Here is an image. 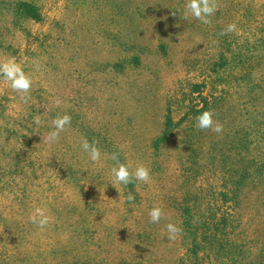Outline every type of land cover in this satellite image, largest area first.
I'll use <instances>...</instances> for the list:
<instances>
[{"label": "trees", "instance_id": "1", "mask_svg": "<svg viewBox=\"0 0 264 264\" xmlns=\"http://www.w3.org/2000/svg\"><path fill=\"white\" fill-rule=\"evenodd\" d=\"M42 1L0 0V13L13 25H21V20L29 24L41 17ZM187 2L68 0L65 19L84 21L85 36L74 47V40L61 38L60 49L66 53L83 45L84 53L60 58L73 61L69 69L88 76L91 88H97L89 91L85 85V105L95 101L104 105L107 119H118L111 134L99 129L92 133L124 146L129 156L142 160L138 165L150 169L146 202L165 214L169 208L182 229L170 241L175 244L166 245L169 259L178 257V264H264V73L259 74L264 64V0H217L218 9L207 25L191 16L184 19ZM63 23L56 20L40 45L52 48L59 38L57 29L66 28ZM231 23L237 30L221 35ZM197 62L214 73V79L230 67L238 75L226 80L228 88L217 87L206 95L207 84L181 79L183 70H193ZM98 73L114 75L115 94L99 90L93 77ZM233 81L242 82V93L231 105ZM193 89H198L197 97ZM68 95L46 90L35 98L40 99L38 105L59 99L55 110L64 115L80 103L79 97L70 104ZM25 105L35 106L34 100ZM238 105L248 116L237 125L231 115ZM204 111L214 113L222 133L196 127V117ZM147 123H153L150 129ZM141 131L151 140L136 146ZM140 150L145 154L139 155ZM131 233L135 237L134 229Z\"/></svg>", "mask_w": 264, "mask_h": 264}, {"label": "rangeland", "instance_id": "2", "mask_svg": "<svg viewBox=\"0 0 264 264\" xmlns=\"http://www.w3.org/2000/svg\"><path fill=\"white\" fill-rule=\"evenodd\" d=\"M42 2L41 17L29 24L21 20V25H13L8 22L9 16L0 13V62L16 58L21 63L34 81L29 95L35 103L27 107L20 99L21 94L0 77V264H178V257L176 261L170 260L166 252L167 243L168 246L171 243L166 225L176 222L170 209L158 224L150 223L148 213L156 204L150 206L146 202L147 185L121 184L118 191L111 184V169L117 165L110 158L113 152L119 153L121 163H130L133 171L142 160H138V155L129 156L124 146L92 133L99 129L111 134L118 119H107L101 110L104 105L95 101L90 100L97 105H85L89 100L82 93L85 85H89V91L97 88H91L93 83L88 76L79 77L69 69L75 66L73 61L60 58L67 53L83 55V45L66 53L60 47L61 38L74 40L73 47L82 44L84 21H77L74 16L65 19L64 6L68 0ZM58 19H63L66 28L57 29L59 38L52 48H45L40 43ZM202 66L197 62L193 70H183L181 79L186 77L194 83L207 84L206 95L220 87L228 88L226 80L238 75L230 67L214 79L215 74ZM262 73L264 64L259 69V74ZM93 77L98 79L99 90L115 94L113 74L98 73ZM241 84L235 81L230 84L231 105L242 93ZM46 90L70 94V104L80 97L76 108L65 113L71 116V125L56 142H49L47 137L54 130L53 119L62 114L55 110L52 101L50 105H38L40 99L35 98ZM193 90L197 97L198 89ZM48 109L51 114H47ZM233 110L231 118L235 124L244 123L248 115L242 114L239 105ZM110 112H116V106ZM25 115L26 119L22 120ZM35 117L40 118V125L34 123ZM152 125L147 123L149 129ZM84 139L96 142L103 154L100 164H94L82 151L80 145ZM144 139L150 141L151 137L141 131L135 137V145H141ZM141 154L145 151L140 150ZM130 193L135 196L133 202L126 199ZM37 208L51 217L44 230L30 220ZM141 217L146 221H140ZM133 229L135 237L131 233ZM179 252L180 248L172 251L175 255Z\"/></svg>", "mask_w": 264, "mask_h": 264}, {"label": "clouds", "instance_id": "3", "mask_svg": "<svg viewBox=\"0 0 264 264\" xmlns=\"http://www.w3.org/2000/svg\"><path fill=\"white\" fill-rule=\"evenodd\" d=\"M218 9L217 0H188L185 6L184 19H188L189 16L195 18L203 24H210L211 16L215 14ZM175 15V12H173ZM237 30V25L231 23L227 25L221 32V35H227L229 33L235 32ZM37 70H39V65H37ZM0 77L7 82L10 88L16 92L20 93V99L27 102L30 99L29 93L32 90L34 81L30 74L26 73L18 62L16 58L8 59L4 62H0ZM54 103L59 106L61 101L56 99ZM71 116L68 114L58 115L52 121L54 130L51 131L47 137L49 142L58 141L60 134L66 130L68 126L71 125ZM196 127L200 130L211 129L215 133L223 132V125L214 119V113L212 111H204L196 117ZM34 123L40 125L41 120L39 117L34 118ZM44 139V138H43ZM82 151L87 153L89 159L94 164H100L102 161V152L97 147L95 141L89 142L84 139L80 145ZM112 160L117 162V165L112 167V181L111 184L119 191V186L121 184L127 186L136 182H143L149 184L151 182L150 169L144 165H138L135 170H131L132 166L130 163H121L119 160V153L113 152L110 156ZM128 202H133L135 196L131 193L127 196ZM150 223L158 224L161 219L165 218V213L160 207H153L148 213ZM30 220L33 224L37 225L38 228L44 230L51 222V217L45 213L43 209L37 208L35 212L30 216ZM167 229V239L169 241L175 240L181 234L182 229L173 223H168L166 225Z\"/></svg>", "mask_w": 264, "mask_h": 264}]
</instances>
